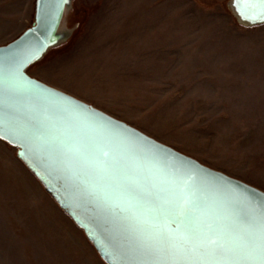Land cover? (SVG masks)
Returning a JSON list of instances; mask_svg holds the SVG:
<instances>
[{
  "label": "rangeland",
  "instance_id": "1",
  "mask_svg": "<svg viewBox=\"0 0 264 264\" xmlns=\"http://www.w3.org/2000/svg\"><path fill=\"white\" fill-rule=\"evenodd\" d=\"M38 0H0V47ZM233 0H71L30 76L264 191V23ZM0 264H106L0 140Z\"/></svg>",
  "mask_w": 264,
  "mask_h": 264
},
{
  "label": "snow or ice",
  "instance_id": "2",
  "mask_svg": "<svg viewBox=\"0 0 264 264\" xmlns=\"http://www.w3.org/2000/svg\"><path fill=\"white\" fill-rule=\"evenodd\" d=\"M69 2L39 0L42 18L49 4L60 18ZM242 4L258 6L264 20V0H236L250 20ZM47 46L18 52L17 41L0 48V140L23 144L29 156H47L82 197L114 220L118 239L103 246L111 264H264V193L239 185L251 195L210 189L202 169L166 160L146 138L125 134L82 105L52 103L26 120L5 123V97L40 96L22 70Z\"/></svg>",
  "mask_w": 264,
  "mask_h": 264
},
{
  "label": "water",
  "instance_id": "3",
  "mask_svg": "<svg viewBox=\"0 0 264 264\" xmlns=\"http://www.w3.org/2000/svg\"><path fill=\"white\" fill-rule=\"evenodd\" d=\"M69 4L63 6V13L60 18H54L55 7L52 4L47 5L49 9V15L42 18L41 15V5L39 0L36 5V17L35 23L31 29L25 33H30V35L25 36V33L21 35L15 41L9 43L8 45L1 46L2 49H7L9 46H16L17 41L21 42L22 47L18 48V52H23L26 49L39 48L42 44H47V48L40 54L39 59L35 60L32 64L26 66L22 71L24 76L34 81L39 87L36 89L40 96L35 97H17L15 99H9L5 97V107L3 110V119L5 123L12 119L13 117L20 120H26L30 116L36 115L42 111L45 107L52 103L59 104H77L82 105L85 108L94 111L98 114L97 119L103 117L105 119L111 120L120 126L119 130H126L125 134L135 136H142L148 141L152 142L159 150L161 157L166 160L172 161L174 164H183L186 167L194 169H202L203 177L210 189L218 190L220 192H228L229 190L234 191L237 194L251 195L250 193H244L243 187L247 186L249 188L255 189L259 193H264V191L251 186L241 180L235 179L226 175L223 172L214 170L208 166H205L198 160L187 156L174 148L167 146L156 139L146 135L142 131L130 126L129 124L105 113L104 111L93 107L92 105L64 92L57 88H54L32 76L29 75L28 70L31 66L42 60L45 54L50 48L54 47L58 42V34L63 23L66 11ZM232 7L234 12L237 14L239 20H243L247 24H260L264 23L257 17L256 13L259 11L258 6L254 5H241V10L245 12L246 15L252 16L253 19L245 20L236 7V0H233ZM35 29V32L31 30ZM24 38L23 40L21 38ZM49 41H53L49 43ZM41 89H47L48 92H41ZM49 93H55L58 95L50 96ZM64 97L66 99H61ZM19 109V111H13ZM77 111H80L77 109ZM8 137L2 141L18 149L19 158L26 164V166L36 175V177L44 185L46 191L57 201L60 207L73 219L78 227L85 231V234L89 241L92 243L94 248L97 250L100 257L106 264H111L108 258L104 255L103 246L118 239L116 224L114 220L101 211L97 203L90 199L81 196L80 191L75 183L68 179L62 172H60L51 162L47 156L37 155L29 156L26 148L23 144L9 143ZM259 201V197L256 198ZM131 264V262H130Z\"/></svg>",
  "mask_w": 264,
  "mask_h": 264
},
{
  "label": "bare ground",
  "instance_id": "4",
  "mask_svg": "<svg viewBox=\"0 0 264 264\" xmlns=\"http://www.w3.org/2000/svg\"><path fill=\"white\" fill-rule=\"evenodd\" d=\"M61 37V35L60 34H58V40H59V38Z\"/></svg>",
  "mask_w": 264,
  "mask_h": 264
}]
</instances>
